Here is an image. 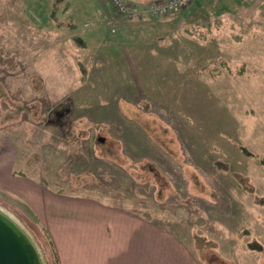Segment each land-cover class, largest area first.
<instances>
[{
  "label": "rangeland",
  "instance_id": "374dc122",
  "mask_svg": "<svg viewBox=\"0 0 264 264\" xmlns=\"http://www.w3.org/2000/svg\"><path fill=\"white\" fill-rule=\"evenodd\" d=\"M238 145L264 158V0L134 20L107 0H0V209L46 264L25 178L138 211L200 264H264V168Z\"/></svg>",
  "mask_w": 264,
  "mask_h": 264
},
{
  "label": "crops",
  "instance_id": "0c3cea01",
  "mask_svg": "<svg viewBox=\"0 0 264 264\" xmlns=\"http://www.w3.org/2000/svg\"><path fill=\"white\" fill-rule=\"evenodd\" d=\"M196 89L194 97L199 94ZM226 106L224 114L214 118L206 112L210 122L218 119L220 128L230 125L231 106ZM27 182L34 181L19 180L53 242L59 264H200L181 237L138 211L58 193L37 182L27 192Z\"/></svg>",
  "mask_w": 264,
  "mask_h": 264
},
{
  "label": "water",
  "instance_id": "95a60500",
  "mask_svg": "<svg viewBox=\"0 0 264 264\" xmlns=\"http://www.w3.org/2000/svg\"><path fill=\"white\" fill-rule=\"evenodd\" d=\"M100 142H105L101 138ZM0 264H46L29 234L0 209Z\"/></svg>",
  "mask_w": 264,
  "mask_h": 264
},
{
  "label": "built area",
  "instance_id": "2783aa9c",
  "mask_svg": "<svg viewBox=\"0 0 264 264\" xmlns=\"http://www.w3.org/2000/svg\"><path fill=\"white\" fill-rule=\"evenodd\" d=\"M119 15L134 20L146 16L167 17L178 15L200 0H107Z\"/></svg>",
  "mask_w": 264,
  "mask_h": 264
},
{
  "label": "trees",
  "instance_id": "16d2710c",
  "mask_svg": "<svg viewBox=\"0 0 264 264\" xmlns=\"http://www.w3.org/2000/svg\"><path fill=\"white\" fill-rule=\"evenodd\" d=\"M239 148L244 152L246 153L249 157H252L253 159L256 160L257 164H259L261 167L264 168V158L256 155V154H253L251 152H249L248 150H246L243 146L241 145H238ZM217 167L220 168V169H223V170H230V167L227 165V164H224L222 162H217L216 163ZM232 175H234V177L240 181V184L242 185L243 183H246L247 179L245 177H243L241 174L239 173H232ZM247 189V192H250V193H254V189L253 188H249L248 186L246 187ZM256 203L257 204H264V201H262L261 199L257 198L256 197ZM47 233V232H46ZM48 235V233H47ZM49 239V245L51 246L52 248V253H51V257L53 259V262L54 264H59V260H58V257H57V254H56V250H55V247L53 246V242L50 238ZM255 250H259V251H262V246L257 243L256 241H254V246H252ZM257 250V251H258Z\"/></svg>",
  "mask_w": 264,
  "mask_h": 264
}]
</instances>
